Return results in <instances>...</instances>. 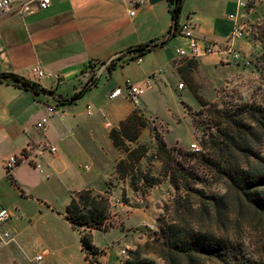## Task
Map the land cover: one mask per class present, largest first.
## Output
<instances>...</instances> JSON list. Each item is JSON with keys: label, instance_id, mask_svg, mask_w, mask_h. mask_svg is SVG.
<instances>
[{"label": "crops", "instance_id": "1", "mask_svg": "<svg viewBox=\"0 0 264 264\" xmlns=\"http://www.w3.org/2000/svg\"><path fill=\"white\" fill-rule=\"evenodd\" d=\"M260 1L185 0L180 25L187 27L194 38L219 43L226 42L235 28H243L247 38L234 41V45L250 59L253 45L248 38L251 31L247 28L255 11L251 4L257 6ZM240 2L246 3L247 7H240ZM130 8V0H52L51 6L44 10L33 3L27 10L15 8L0 16V73L20 75L55 92V95H35L0 82V207L6 208L13 198L32 196L30 192L39 188L43 180L68 192L67 205L72 194L82 190L108 192L111 203L115 201L113 206L122 217V227L111 228L108 232L93 230L94 245L102 250L100 264L119 263L113 255L116 252L112 254L109 246L98 244V233L106 235L120 230L122 241L118 245L127 251L136 250L152 239L139 229L151 224L158 226L157 219L164 213V204L175 191L168 179H162L146 195L134 189L130 178L117 179L116 166L126 155L114 146L111 129L139 110L151 120L152 127L143 129L132 146H146L148 141L156 143L153 127L158 128L165 139L164 125L147 112L148 93L163 95L185 91V83L181 81H184L185 70L190 69L184 68L185 60L196 64L191 68L190 82L198 81L200 74L216 85L240 73L244 66L225 63L220 54L197 60L181 58L176 50L187 47L189 41L177 36L165 46L142 56L141 62L133 60L119 64L111 72H104L98 86L91 88L75 104L63 103L61 99L72 97L82 88V74L90 63L106 62L129 48L160 41L168 35L172 23L168 0H142L134 17L129 14ZM38 68L47 74L59 75L60 82L49 76L40 78ZM128 83L144 89L138 104L123 96L110 99L116 88ZM181 83L184 84L182 89L179 88ZM44 119V128H38ZM48 144L56 148L54 153L40 150L30 162L20 164L12 171L20 189L16 188L6 170L8 159L21 154L29 145L41 148ZM148 150V156L153 155L149 147ZM154 160L144 158L141 167L151 169L153 176L161 177L162 164L157 160L159 164L155 166ZM124 191L128 203L122 201ZM44 206L47 212L54 211L53 206L47 203ZM64 214L65 211L63 217ZM131 218L137 219L136 227L126 225ZM5 233L8 232H1L0 228V238ZM15 241L10 234L9 242ZM6 242V239H0V249L10 244Z\"/></svg>", "mask_w": 264, "mask_h": 264}, {"label": "trees", "instance_id": "2", "mask_svg": "<svg viewBox=\"0 0 264 264\" xmlns=\"http://www.w3.org/2000/svg\"><path fill=\"white\" fill-rule=\"evenodd\" d=\"M168 2L172 21L168 35L160 41L129 48L124 53L142 57L179 36L185 0ZM114 69L115 64L109 71ZM0 82L35 95H55V92L13 73H0ZM89 90L82 87L72 97L61 100L75 104ZM202 105L207 104L202 102ZM217 113L220 121L215 124L216 131L210 132L201 142L202 149L208 150V154L169 147L156 127H153L157 144L155 154L148 156V147L142 144L132 147L142 130L152 127L151 120L139 110L111 129L114 146L126 155L116 166L117 179L130 178L134 189L144 195L162 179H168L176 191L173 201L164 205L165 214L157 219L160 235L131 251L126 264H157L146 257L150 254L162 259L164 264H264L262 256L249 251L245 242L239 241L241 220L247 215L258 223L257 230L261 227L264 231V107L247 104L233 110H217ZM144 158L161 162V177L153 176L151 169H142ZM212 172L226 179L223 195L207 194L198 186ZM8 176L20 189L13 175L8 173ZM182 190L184 195L180 193ZM194 197L198 202L193 200ZM122 200L124 203L129 201L125 191ZM111 215L109 193H95L90 189L72 194L65 209L64 217L79 232L81 249L91 264H100L98 256L102 253L94 245L93 230L108 232L113 226ZM231 224L234 236L230 234ZM258 244L264 247V236Z\"/></svg>", "mask_w": 264, "mask_h": 264}, {"label": "rangeland", "instance_id": "3", "mask_svg": "<svg viewBox=\"0 0 264 264\" xmlns=\"http://www.w3.org/2000/svg\"><path fill=\"white\" fill-rule=\"evenodd\" d=\"M251 6L255 9L252 15L253 21L247 28L248 31H251L248 38L253 45V54L249 57L251 66L240 65L243 67L240 73L231 79H227L223 84L216 85L205 80L200 74H198V81L192 80L193 82H190L193 64L191 61L185 60L184 68H190L185 70L183 73L184 81H181L185 83V91H172L163 95L147 94V112L164 125L165 139L170 145L183 148L189 147L191 143L195 142L202 148V139L210 132H215V124L220 121L217 110H233L247 104L264 107V0H261L257 6H253V4ZM202 102L207 105L203 106ZM192 123H195L197 127L194 126L193 128L194 124ZM146 146L150 148V154L156 153V143L153 144L148 141ZM185 150L190 151V148ZM201 153L208 154V150L202 149ZM154 161L156 162L155 166L159 164L157 160ZM225 180V178H221L219 173L212 172L198 186L204 189L207 194L223 195L226 192ZM30 193L32 196H22L21 199L20 197L13 198L5 206L13 216L1 226V232L10 233L16 241L10 243V239H6V243L10 244L1 247L0 264H32V260L45 250L47 253L40 264H90L85 261L81 251L79 234L71 228L68 221L62 216L68 202V192L64 191L61 186H53L48 181L43 180L40 187ZM180 193L185 194L183 190ZM175 194L176 191L165 204H170ZM193 200L198 202L196 197ZM45 203L53 206L54 211L48 210L47 212ZM113 203L115 201L111 203L110 222L113 226L110 229L122 227V217ZM137 224V219L131 218L130 221H126V225L129 227H136ZM257 224L248 215L241 220L239 241L245 242L249 251H253L264 258V247L262 244H258L261 237L264 236V231L261 227L257 230ZM232 227L233 224L230 225V234L234 236ZM139 231L152 238L149 242L160 235L159 225L155 227V231H150L147 225L142 226ZM96 239L99 245L109 246V252H116L112 254L119 264L129 259L131 251H127L126 256L118 254L120 249H123L118 245L122 241L120 230H114L106 235L98 233ZM144 245L145 243L141 246ZM146 257L157 264H164L162 259L153 254Z\"/></svg>", "mask_w": 264, "mask_h": 264}, {"label": "built area", "instance_id": "4", "mask_svg": "<svg viewBox=\"0 0 264 264\" xmlns=\"http://www.w3.org/2000/svg\"><path fill=\"white\" fill-rule=\"evenodd\" d=\"M132 8L129 9L130 16H136V7L141 4L142 0H130ZM37 4L41 10L47 9L51 6L52 0H0V16L5 12H10L15 8H21L22 10H27L29 5ZM240 7H247V4L244 2L239 3ZM180 37L187 39L188 46L187 47H178L176 53L179 57L190 59V60H197L204 56H209L213 54H220L222 55L223 61L225 63H237L243 64L244 66H251V60L247 59L244 54L235 48L234 41L242 40L247 38V34L243 28H235L231 35L228 37L226 42L219 43V42H210L205 40H200L194 38L192 34L187 30V27H181V31L179 34ZM137 61L141 62V56H133L130 53H120L111 58L106 62H92L90 65L84 70L82 74L83 78V86L88 88H94L98 86L100 78L104 72L109 71V68L115 64V67L119 64H125L130 61ZM38 76L40 78H44L46 76L52 77L55 79L57 83L60 82V76L57 74H47L42 69L38 68L37 70ZM184 84H180L179 88L182 89ZM144 94V89L138 85L128 83L124 87L116 88L111 94L110 99H115L118 97H125L129 99L132 103L138 104L141 97ZM46 120L44 119L42 122L38 124V128H44V124ZM40 150L42 151H50L54 153L56 151L55 147H51L49 144L42 146L41 148H37L35 146L29 145L27 148L19 155L11 156L6 163V170L7 173L12 174V171L17 168L20 164L25 162H30L33 156L37 155ZM190 151L195 153H201L202 148L197 143H192L190 145ZM12 218V213L10 210L6 208L0 207V228L1 226L9 221ZM150 231H155V225H147ZM2 239H10V234L5 233L2 236ZM46 251L42 254L36 256L34 260H32V264H40L43 259L44 255H46ZM121 256L127 255V250L121 249L119 251Z\"/></svg>", "mask_w": 264, "mask_h": 264}]
</instances>
